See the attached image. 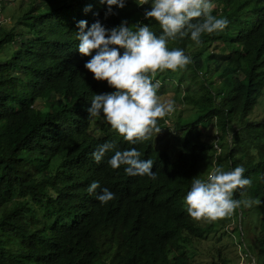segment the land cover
I'll return each instance as SVG.
<instances>
[{
	"label": "trees",
	"instance_id": "trees-1",
	"mask_svg": "<svg viewBox=\"0 0 264 264\" xmlns=\"http://www.w3.org/2000/svg\"><path fill=\"white\" fill-rule=\"evenodd\" d=\"M214 5L213 15L229 20L223 31L204 34L199 45L189 37L168 45L191 57L180 72L188 77L181 100L201 110L158 118L161 132L176 121L173 160L152 138L132 145L101 128L102 117L90 118L93 94L114 89L94 79L84 67L90 57L77 50L80 20L109 29L148 24L150 4L127 0L106 16L100 0H0V264H193L182 240L198 242L214 229L191 217L183 198L214 165L246 169L251 184L234 198L242 218L241 206L253 203L256 259L248 258L264 264V0ZM151 27L160 34L158 23ZM106 141L138 148L156 179L111 168L113 152L96 163L91 153ZM92 181L100 187L89 194ZM103 188L115 193L105 204L96 198ZM218 256L219 264H237Z\"/></svg>",
	"mask_w": 264,
	"mask_h": 264
},
{
	"label": "clouds",
	"instance_id": "clouds-1",
	"mask_svg": "<svg viewBox=\"0 0 264 264\" xmlns=\"http://www.w3.org/2000/svg\"><path fill=\"white\" fill-rule=\"evenodd\" d=\"M100 3L107 6V16L114 14V9H123L127 0H100ZM136 3L151 5L144 11L148 24L137 21L129 25L125 20L109 29L99 20L90 27L80 20L76 33L78 52L90 57L84 67L95 80L106 81L114 89L93 94L88 108L90 118L102 117L132 145L150 140L153 134L157 136L161 132L158 118L175 110L172 101H161L157 94L161 81L153 78L157 72L185 68L191 57L183 48H170L169 42L189 37L199 45L204 34L223 31L229 24L226 17L213 15L214 0H136ZM153 21L161 29L159 35L151 27ZM109 152H113L107 160L111 168L123 166L126 175L156 179L153 160L141 158L136 147L121 150L114 142L106 141L91 156L100 163ZM245 171L243 165L227 171L214 165L206 176L194 177L183 198L189 215L209 221L231 216L242 203L234 198V191L251 184ZM99 187L98 181H92L87 191L92 194ZM96 198L105 204L115 198V193L103 188Z\"/></svg>",
	"mask_w": 264,
	"mask_h": 264
},
{
	"label": "rangeland",
	"instance_id": "rangeland-1",
	"mask_svg": "<svg viewBox=\"0 0 264 264\" xmlns=\"http://www.w3.org/2000/svg\"><path fill=\"white\" fill-rule=\"evenodd\" d=\"M183 70L184 68L178 69L175 71L174 75L168 74L167 70L158 73L159 80L164 84L162 88L157 91V94L160 96L162 102L172 101L174 103L175 110L170 116L175 117V120L178 118H191L201 112V110L190 108L181 100L182 94L185 92L186 88L185 82L188 80V77L187 80H183L184 73H180ZM181 79L183 82L179 81ZM167 124L168 128H164V131L160 132L157 136L156 134H153L152 143L157 149L169 153L174 160L178 157L180 150V144L178 143L177 138L180 133L174 128V126H176V121L169 120ZM100 126L105 129V131L112 129L107 122H104ZM96 129L101 130L99 129L98 124H96ZM208 130L210 137H214V131H211L209 128ZM241 208H243L244 211L243 218L241 217V212L238 214V209L236 208L231 216L220 218V220H203L202 224H209L213 226L214 229L203 240H199L198 242L182 240V243L185 246L184 253H186V255L189 253V256L193 260V264H219V251H221L225 257H229L232 262L237 264L256 263V260H249L248 258V253L251 255L254 254L251 246L253 244L252 240L257 233V225L254 221V214L252 212L253 203L248 201L247 204L245 203ZM176 253L182 255L183 252L178 251ZM252 256L256 259L254 255ZM245 257L248 259H245Z\"/></svg>",
	"mask_w": 264,
	"mask_h": 264
}]
</instances>
